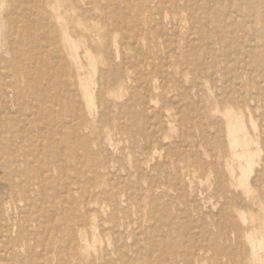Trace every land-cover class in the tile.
<instances>
[{"label": "rangeland", "instance_id": "rangeland-1", "mask_svg": "<svg viewBox=\"0 0 264 264\" xmlns=\"http://www.w3.org/2000/svg\"><path fill=\"white\" fill-rule=\"evenodd\" d=\"M2 1L0 165L12 159L20 163L0 167V199L23 195L18 188L5 189L13 180L43 187L45 209L58 226L54 233L49 228L44 232L41 259L49 261L56 252L55 264H173L167 237L186 249L205 233L211 246L203 257L188 263L179 255V264H264V106H253L252 119L247 113L232 119L228 105L217 102L234 96L235 85L242 81L255 83L248 86L254 95L264 91V47L245 56L239 52L242 43L220 39L236 35L231 20L240 15L232 12L238 7L234 0H211L225 8L223 25L202 17L200 9L209 0H179L194 3L195 12L193 18L185 13L164 25L167 36L174 32L172 47L163 45L159 25L148 11L142 15L134 10L157 0H60L58 5L50 0ZM249 1L261 15L264 0H240V6ZM88 5L94 13L86 22L80 9ZM211 6L212 15L217 5ZM105 11L110 17L102 15ZM132 11L138 13L132 17ZM115 13L121 15L118 22L111 18ZM253 25L260 27L258 22ZM201 30L214 42L212 56L205 52ZM214 59L222 70L212 75L194 67V62L211 65ZM253 61L260 66L245 65ZM228 68L240 75V82L225 80ZM80 77L87 80L91 103L83 96L85 89L76 88L74 81ZM142 78L152 82L138 85ZM40 89L48 95V106L55 105L43 118H38L36 100ZM56 107L59 113L68 112L55 114ZM86 119L90 127L83 124ZM237 125L243 129L232 146L229 131ZM49 140L61 146L62 159L72 166L69 177L45 159ZM155 147L169 151L153 156L149 149ZM110 198L115 207L97 214ZM5 214L0 209V217ZM80 218L86 222V236ZM172 219L180 232L171 231ZM184 225L194 226V239Z\"/></svg>", "mask_w": 264, "mask_h": 264}, {"label": "bare ground", "instance_id": "bare-ground-1", "mask_svg": "<svg viewBox=\"0 0 264 264\" xmlns=\"http://www.w3.org/2000/svg\"><path fill=\"white\" fill-rule=\"evenodd\" d=\"M15 1V0H14ZM51 1V4H55V5H58L60 0H50ZM1 2H3L1 0ZM125 2V1H124ZM235 2V3H234ZM233 4H237V9L233 10L232 12H239L237 13V15H240V19H235L234 21L231 20V23L232 25H235V28H234V31L236 33V37L233 35V37L231 38H228L226 36H222L220 37V39L222 40V42H227V41H233L235 42L236 40L239 42V43H242L239 44V52L241 55H250L255 53V52H260L259 49L263 48L264 47V11L261 13V15L258 13L257 10H255V4L251 1L248 2V4L246 6H243L245 7V11H243V7H241L240 5V0H234ZM209 3L207 6L206 4ZM194 3H191V4H187V3H180L179 0H157V1H150L148 3V5H143V6H139L137 9L134 8V10H137L139 12V14H142L144 15L146 11L149 12L150 14V17L152 18V16L154 17V19H156V22L157 24L159 25L158 26V32H159V38H161L162 40V43L163 45L165 44L167 47H172L173 44H175L174 42V38L175 36H173V33H171L172 35L167 36L166 34V31L164 30V25H167V24H173L174 20L177 19V17H180L183 16L185 13L187 14V17H191L193 18L194 17V6H193ZM101 5V4H100ZM105 5V4H103ZM130 5V4H129ZM211 5H217L215 8V13H213L212 15L210 14V11L208 12L209 8ZM125 6V5H124ZM203 6L206 8H203L202 10L200 9V12L203 13V18H206L207 20H210V18H213L215 19L216 21H218L220 23V25H223L222 22L225 23V21H223L225 18H223L224 14H223V10L225 9L224 7H221L220 6V2L218 1H211L209 0V2H203ZM30 7V6H29ZM79 8V6H77ZM212 7V6H211ZM82 8V7H81ZM116 8H117V5H116ZM31 9V8H30ZM132 9H133V6H132ZM133 10V11H134ZM81 13H83V21H86V22H89V20H91V18L93 17V10H91V8L88 6L82 9H80ZM132 11V17L135 16L138 12H133ZM21 12V11H20ZM107 13L108 11H105L102 13L103 16H106L107 18L110 17L109 15L107 16ZM134 14V15H133ZM30 15V14H29ZM227 15V14H226ZM177 16V17H176ZM223 16V17H222ZM24 17V16H23ZM31 17V16H30ZM34 17V16H33ZM32 17V18H33ZM56 17L57 19H62L61 15L58 13L56 14ZM131 17V16H130ZM169 17V18H168ZM26 18V17H25ZM114 21H119L121 20V15L119 13H115L113 14V16L111 17ZM236 18V16H235ZM31 19V18H30ZM34 19V18H33ZM29 20V19H28ZM141 20V19H140ZM185 22L187 21L186 19H184ZM142 21V20H141ZM184 22V23H185ZM254 22H258L260 24V27L259 29L257 30L256 27H254L253 23ZM28 23H30L28 21ZM106 23V22H105ZM183 23V24H184ZM46 24L47 23V19H46ZM125 24V22H124ZM130 24V23H128ZM30 25V24H29ZM121 28V26H120ZM126 29V28H125ZM173 29V28H172ZM143 30V29H142ZM46 31V30H45ZM116 31V30H115ZM124 32V31H123ZM132 32V31H131ZM154 32V31H153ZM129 33V32H128ZM127 33V34H128ZM133 33V32H132ZM132 33H130L132 35ZM198 33V31H197ZM238 33V34H237ZM115 34V33H114ZM126 34V32H125ZM126 34V35H127ZM201 37L202 39L204 40V45H205V52L207 53V55L209 56H212L213 53H214V47L212 45V43H214L212 41L211 43V39L210 37L208 36L209 33L205 30H201ZM15 35V34H13ZM149 35V34H148ZM114 36V35H113ZM124 36V34H123ZM137 36V35H136ZM15 37V36H14ZM118 37V35H117ZM259 38V39H256V38ZM114 38V37H113ZM137 38V37H136ZM156 38V37H155ZM115 39V38H114ZM43 40V39H42ZM157 40V39H156ZM235 40V41H234ZM257 40H259L260 42H256ZM12 41V40H11ZM116 41V40H114ZM144 41V40H143ZM157 42V41H156ZM115 43V42H113ZM134 44V43H133ZM194 44V43H193ZM114 45V44H113ZM118 45V44H117ZM150 45V44H149ZM162 46V45H161ZM36 47V46H35ZM41 47V46H40ZM47 47V46H46ZM72 47L75 49L76 46L74 44H72ZM140 48V46H138ZM242 47V48H241ZM53 48V47H52ZM52 48H51V51H52ZM118 48V47H116ZM115 48V49H116ZM137 48V47H136ZM174 48V47H173ZM135 48H133L134 50ZM165 49V48H164ZM241 49V50H240ZM21 50V49H20ZM140 50V49H139ZM90 51V50H88ZM118 51V50H117ZM111 52V51H110ZM141 52V50H140ZM139 54V53H138ZM212 54V55H211ZM20 55V54H19ZM85 55V54H83ZM113 55V54H112ZM172 55V54H171ZM24 56V55H23ZM119 56V55H118ZM137 56V55H136ZM141 56V55H140ZM147 56V55H146ZM145 56V57H146ZM216 56V55H215ZM38 57L43 61L45 62H48L47 59H44L43 55H38ZM167 57V56H166ZM163 58V57H162ZM161 58V59H162ZM224 58V57H223ZM52 59V58H51ZM140 59V58H138ZM218 59V58H217ZM142 60V59H141ZM207 60V59H206ZM216 59L213 60V62L211 63V65H209V63L207 64H199L198 62H194V67L195 69H197L198 71H210V74L212 75L213 72H216L218 70H222V68H219V62L218 61H215ZM163 61H165V59H163ZM222 62V61H221ZM230 62V60H229ZM39 63V62H38ZM57 63V61L55 62ZM164 63V62H163ZM225 63V62H224ZM227 63V62H226ZM114 64V62H113ZM139 64V63H138ZM55 65V64H54ZM164 65V64H163ZM218 67H217V66ZM246 66H250V67H255V68H258L260 65L259 63H257L256 61L254 62H249V63H245ZM154 66V65H153ZM234 66V64H233ZM232 66V68H234ZM96 66H94L95 68ZM115 68V67H114ZM241 68V67H240ZM169 69V68H168ZM49 70V68H48ZM91 70H93L91 68ZM228 71H224L223 73L226 76V81L228 80V77L231 78V79H234V82L237 84V80H239L240 82V75L235 73V71H232V69H227ZM53 72V71H52ZM131 72V70H130ZM196 72V71H195ZM43 75H47V77H55V75L53 73H47V72H43L42 73ZM62 75V74H61ZM67 75V74H66ZM90 75V74H88ZM60 78V76H59ZM66 78V77H65ZM160 78V77H159ZM201 78V77H200ZM162 79V78H161ZM66 80V79H65ZM224 80V82H226ZM42 81V80H41ZM129 81V80H128ZM158 81V80H157ZM155 81V82H157ZM29 82V81H28ZM61 82V81H60ZM76 82V85L78 87L76 88H84L85 89V92L83 93V96L85 98H88L89 99V102L91 103L92 102V99H91V93L89 91H86L87 88H88V83H87V80L85 78H81L80 77V80H77L74 81ZM127 82V81H125ZM123 81V83H125ZM151 81H147V80H144L142 78V81L140 82V84L138 83V85H142V86H149ZM264 82V80H263ZM134 83V82H132ZM170 84V83H169ZM207 84H209L207 82ZM206 84V85H207ZM255 83H251V82H245V81H242V85H235V88H234V96L232 97H223V98H220V100H218L217 102L223 106L225 105H228L227 106V112L231 113L232 114V119L235 118L237 115H243V113H247L249 118H251V113L252 111L254 110V107L253 106H259V102H260V106H264V91L263 93H258L257 95H254L252 92L249 91L248 89V86L253 88ZM30 86H33L34 87V83L30 82L29 83ZM65 85V84H64ZM179 85V84H178ZM36 86V84H35ZM59 86V85H58ZM233 86V85H232ZM213 87V86H212ZM59 88V87H58ZM36 89L37 91H39L37 88H34ZM177 89V88H176ZM212 89V88H211ZM42 90V92H40L41 94V97L40 99L36 97V100L38 102V105L40 108V115L38 118H43L45 117V115L47 114L48 115V111H49V108L51 107H54L55 105L52 104L50 106H48V95H46V93L44 94V90L43 89H40ZM65 90V89H63ZM44 91V92H43ZM60 91V89H59ZM59 91L57 93H59ZM198 91V90H197ZM210 91V90H209ZM217 91V90H216ZM200 92V91H199ZM198 92V93H199ZM48 93V92H47ZM56 93V94H57ZM202 93V92H200ZM111 94V93H110ZM220 94V93H219ZM58 95V94H57ZM198 95H201V94H198ZM61 96V95H60ZM56 97V95H55ZM58 97V96H57ZM62 97V96H61ZM68 97V96H67ZM172 97V96H171ZM198 97V96H197ZM201 97V96H199ZM228 97V98H227ZM54 98V97H53ZM51 99V98H50ZM55 99V98H54ZM61 99V98H60ZM59 99V100H60ZM170 99V97H169ZM53 100V99H52ZM51 101V100H50ZM49 101V102H50ZM55 101V100H54ZM56 102V101H55ZM58 102V101H57ZM157 102V101H156ZM176 102V101H175ZM61 103V101H60ZM151 103V102H150ZM60 105V104H58ZM79 105V104H78ZM198 105V104H197ZM61 106V105H60ZM157 106V105H156ZM59 107V106H58ZM83 107V106H82ZM81 107V108H82ZM193 107V106H192ZM78 108V106H77ZM80 108V109H81ZM197 108V107H196ZM35 110V108H33ZM71 109V108H70ZM79 109V108H78ZM57 110V111H56ZM56 110L53 111L55 112V114H58L60 115V113H64V112H68V111H60L59 113V110L57 109L56 107ZM64 110V109H63ZM75 110V108L73 109ZM110 110V109H109ZM171 110V109H170ZM174 110V109H173ZM200 110V109H199ZM79 111V110H78ZM169 111V110H168ZM167 111V112H168ZM195 111V110H194ZM197 111V110H196ZM195 111V112H196ZM70 112V111H69ZM72 112V111H71ZM171 112V111H170ZM177 113V112H176ZM190 113V112H189ZM49 114H51V112H49ZM71 114V113H70ZM157 114V113H156ZM15 115V114H14ZM46 115V117H47ZM84 115V114H83ZM4 116V115H3ZM5 117V116H4ZM83 117V116H82ZM54 118V117H53ZM62 118V117H61ZM72 118V117H71ZM75 118H78L75 116ZM26 119V118H25ZM51 119V118H50ZM63 119V118H62ZM252 119V118H251ZM6 120V119H5ZM56 120V119H55ZM80 119H78L79 121ZM81 120H84V119H81ZM80 120V121H81ZM52 122H54L53 120H51ZM58 121V120H57ZM61 121V120H60ZM23 122V121H22ZM51 123V125H53ZM65 122V121H64ZM70 122V121H69ZM68 122V123H69ZM240 122V121H239ZM20 123V122H19ZM42 123V121H41ZM90 123V120L89 119H86L84 121V125H88ZM150 123V122H149ZM170 123V122H169ZM168 123V124H169ZM232 123H235V122H232ZM241 123V122H240ZM253 123V122H252ZM255 123V122H254ZM253 123V124H254ZM18 124V123H17ZM28 124V123H27ZM63 123L60 122V125H62ZM238 124V123H237ZM26 125V124H25ZM171 125V124H169ZM41 126V125H40ZM47 126V125H46ZM53 126H56V128L59 129V127L57 125H55V122H54V125ZM82 126V124H81ZM89 126V125H88ZM242 126V125H241ZM252 126V125H251ZM44 127V126H43ZM71 127V126H70ZM90 127V126H89ZM253 127V126H252ZM258 127V126H257ZM24 128V127H23ZM41 128V127H40ZM53 128V127H52ZM51 128V129H52ZM61 128V127H60ZM241 127H239L238 125L235 126L233 128L232 131H229V133L232 135V141H231V145L232 146H236L237 142H236V134H238L240 131H241ZM245 129V128H244ZM254 130V128H252ZM258 129V128H257ZM24 130V129H23ZM60 130V129H59ZM243 131V130H242ZM257 131V130H256ZM25 132V131H24ZM43 132V131H41ZM51 132V131H50ZM56 132V130H55ZM64 132V131H63ZM215 132V131H214ZM72 133V132H71ZM41 134V133H40ZM49 134V133H48ZM46 134V135H48ZM55 134V133H54ZM58 134V133H57ZM51 135V134H50ZM49 135V137H50ZM60 135V134H59ZM45 136V135H44ZM55 136V135H54ZM23 137V135H22ZM52 137V136H51ZM56 137V136H55ZM74 137V135H73ZM24 138V137H23ZM31 138V137H30ZM58 138V137H57ZM166 138V136H165ZM49 138H47L48 140ZM53 139V138H52ZM43 140V139H42ZM55 140V139H54ZM166 140V139H165ZM245 140V139H244ZM13 141V140H12ZM34 141V140H33ZM45 141V140H44ZM63 141V140H62ZM61 141V142H62ZM23 143V142H22ZM33 143V142H32ZM41 143V142H40ZM188 143V142H187ZM58 144V143H57ZM56 144V142H52V141H48L46 146L48 148V152H47V156L45 155V159L47 160L48 158H50V160H53V163H55V166H57V168L60 170L61 173H63V175H66L68 173V171L71 170L72 166L70 167V164H65V161L62 159L61 155H62V148H60L58 145ZM243 144V143H242ZM34 145V144H33ZM64 145V144H63ZM247 145H249V140H247V142L245 143L244 146L247 147ZM13 146V145H12ZM179 146H182V145H179ZM21 147V146H20ZM40 147V145H39ZM38 147V148H39ZM112 147V146H111ZM14 148V147H13ZM25 148V147H24ZM30 148V146H29ZM197 148V147H196ZM42 149V148H41ZM146 149V148H145ZM144 149V150H145ZM33 150V148H32ZM150 152L153 154V156L155 155H159L161 154V150H165L166 152H168L169 150L168 149H165V148H162V149H159L157 147L153 148V149H149ZM168 150V151H167ZM40 151V150H39ZM65 151V150H64ZM79 151V150H77ZM4 152V151H3ZM35 152V151H34ZM42 152V151H41ZM207 152L209 153V151L207 150ZM248 152V150H247ZM37 153V152H35ZM44 153V152H43ZM262 153V152H261ZM30 155V153L28 154ZM36 155V154H35ZM240 155V154H239ZM44 156V155H43ZM64 156V155H63ZM152 156V157H153ZM30 157V156H29ZM36 157V156H34ZM161 157V156H160ZM37 158V157H36ZM64 158V157H63ZM250 158V156H249ZM34 158L32 157V160ZM43 159V158H42ZM65 159V158H64ZM45 160V161H46ZM153 160V158H152ZM38 162L40 161V158L39 160H37ZM73 161H75L73 159ZM8 162H12V163H20V161L16 160V159H12L11 161H7L5 162L4 164L0 165L1 168H7L8 167ZM250 162V161H249ZM30 163V162H29ZM49 164V163H48ZM47 164V165H48ZM148 164V163H147ZM16 165V164H15ZM35 165V164H33ZM40 165V164H39ZM44 165V164H43ZM42 165V166H43ZM251 165V164H250ZM145 166V165H144ZM249 166V165H248ZM36 167V166H35ZM149 167V166H148ZM243 167V166H242ZM37 169V167H36ZM47 169V168H46ZM249 170L251 169V166L250 168H248ZM247 170V169H246ZM245 170V171H246ZM43 171V170H42ZM44 171H46L44 169ZM243 172V170H241ZM86 172V171H85ZM167 172V171H166ZM210 172V171H209ZM88 173V172H86ZM195 173V171H194ZM245 173V172H244ZM93 174V173H92ZM246 174V173H245ZM245 174H243V176H245ZM63 175H59L58 177V180H60V178H62ZM154 175V174H153ZM41 176V175H40ZM68 176V174H67ZM89 176V175H88ZM12 177V176H11ZM38 178V176H36ZM51 177V176H49ZM69 177V176H68ZM67 177V178H68ZM19 178V177H18ZM46 178H44L45 180ZM65 179V178H64ZM93 179V177H92ZM20 180V179H19ZM53 180V179H52ZM91 181V179H90ZM70 183V182H69ZM146 183V182H145ZM22 183H20L19 181H15L13 180L12 183H9L5 185V189L7 191H11V190H14L15 188H18L17 190L19 192H22L23 195H21V197L19 198H11V197H7V198H2L0 199V209H3V214H5L4 217H0V264H55L56 261H57V254L56 252L53 254L54 256L51 257L49 259V261L47 260H44V259H41V256L39 255V248L40 247H43L42 245L44 244L45 239L44 238V232L49 228V229H52L50 231V233H54V229H56V223H55V219L53 218H50L47 214V210L45 209V206H44V190L42 188H39L36 187L33 183H25L24 185H21ZM93 184V182H92ZM43 185V184H42ZM146 186V185H145ZM21 189H20V188ZM92 188H94L92 186ZM138 188V187H137ZM89 190V188H88ZM93 190V189H92ZM48 192V191H47ZM65 192L67 193L68 191L65 190ZM50 193H53V192H50ZM69 193V192H68ZM47 194V193H46ZM73 193H70V195H72ZM137 196V195H136ZM73 198V196H71ZM55 199V198H54ZM97 199V197L95 198ZM212 200V199H211ZM203 202V201H202ZM116 203L115 201H113L111 198L108 199L107 202H104L103 206L101 205L96 211V213L99 211L101 213H105L107 211H110L111 209H113V207H115ZM134 206V205H133ZM156 207V205H155ZM62 208V207H61ZM53 212V211H52ZM62 212V211H61ZM97 213V214H98ZM51 214H55L54 213H51ZM77 214V213H76ZM100 214V213H99ZM115 214V213H114ZM52 216V215H51ZM112 216V215H111ZM53 217V216H52ZM162 217V216H161ZM114 218L115 215H114ZM111 219V221L113 222V219ZM115 220V219H114ZM188 220V219H187ZM80 221H81V231H83V235L86 236V222H84V219L83 218H80ZM171 223H169V225L171 226V231L172 232H176L178 230V227H179V223L175 220H170ZM96 223V222H94ZM165 223V222H164ZM189 224V223H188ZM48 225V226H47ZM178 225V226H177ZM93 227L95 225H92ZM185 228H188L187 229V236L190 237V238H193V232L191 233L190 230L193 227L191 226H186L184 225ZM158 232V231H157ZM178 232H180L178 230ZM139 234V233H138ZM112 235H115V234H112ZM182 235V233H181ZM233 235V234H232ZM54 238L56 237V234L53 235ZM166 236V235H164ZM182 236H185L186 237V233H184ZM47 237V236H46ZM171 237V235H170ZM203 239L199 242H197L196 240V243H190L186 249L184 248H180L173 239L167 237L166 241L168 240V246L170 248V250L168 251V254H170L172 257H174L175 259V263L173 264H179L180 262L177 261V258L179 259V255H181L183 258H185V261L190 263L191 260H196V259H199V258H202L203 257V254L205 252H207V248L211 246V242L209 243L206 242L207 238L205 236V233H203ZM225 237H227V234H225ZM194 239V238H193ZM214 239V243L216 244L217 241H218V238L215 236V238L213 237ZM70 242V241H69ZM68 244V243H67ZM254 244V243H253ZM195 245H198V248H195L194 246ZM257 246V245H256ZM165 247V246H164ZM44 248V247H43ZM157 248V247H156ZM195 248V249H194ZM255 248V247H254ZM253 249V248H252ZM42 252V251H41ZM41 254V253H40ZM48 254V253H47ZM166 254V252H165ZM224 259V258H223ZM259 259V257H258ZM47 262V263H46Z\"/></svg>", "mask_w": 264, "mask_h": 264}]
</instances>
